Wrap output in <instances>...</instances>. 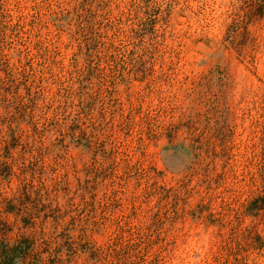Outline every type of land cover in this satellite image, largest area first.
<instances>
[{
	"label": "rangeland",
	"instance_id": "obj_1",
	"mask_svg": "<svg viewBox=\"0 0 264 264\" xmlns=\"http://www.w3.org/2000/svg\"><path fill=\"white\" fill-rule=\"evenodd\" d=\"M264 0H0V264H264Z\"/></svg>",
	"mask_w": 264,
	"mask_h": 264
},
{
	"label": "trees",
	"instance_id": "obj_2",
	"mask_svg": "<svg viewBox=\"0 0 264 264\" xmlns=\"http://www.w3.org/2000/svg\"><path fill=\"white\" fill-rule=\"evenodd\" d=\"M250 208H252L253 211L263 209L264 208V196L258 197L257 199H255L251 203ZM18 251H20L18 248L4 250L3 254H2L3 263L13 264L15 259L19 257V255H17V254H19ZM20 253H21V251H20Z\"/></svg>",
	"mask_w": 264,
	"mask_h": 264
}]
</instances>
